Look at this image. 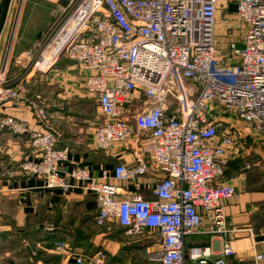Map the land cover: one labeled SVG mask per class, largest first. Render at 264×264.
I'll return each instance as SVG.
<instances>
[{
	"label": "built area",
	"instance_id": "2783aa9c",
	"mask_svg": "<svg viewBox=\"0 0 264 264\" xmlns=\"http://www.w3.org/2000/svg\"><path fill=\"white\" fill-rule=\"evenodd\" d=\"M231 3L243 32L230 44L238 62L227 65L217 54L215 27L219 9ZM53 16L50 35L29 49L22 78L10 82L7 60L0 68V131L27 137L31 149L19 161L0 154L3 175L37 177L64 194L93 193L98 222L152 240L158 246L148 254L153 262L228 264L229 242L215 258L209 248H194L190 261L185 243L205 215L212 232L226 231V202L236 189L221 177L240 133L223 114L264 131V0H70ZM58 43L55 61L64 54L81 66L84 88L100 108L95 146H135L131 162L96 176L71 162L68 147H59L63 134L50 125V102L31 87L34 74L54 64L38 66ZM9 106L28 108L41 129L6 113ZM150 173L157 178L153 198L125 186ZM56 249L75 264H107L104 250L77 254L62 240ZM263 259L258 253L256 264Z\"/></svg>",
	"mask_w": 264,
	"mask_h": 264
},
{
	"label": "crops",
	"instance_id": "0c3cea01",
	"mask_svg": "<svg viewBox=\"0 0 264 264\" xmlns=\"http://www.w3.org/2000/svg\"><path fill=\"white\" fill-rule=\"evenodd\" d=\"M14 1L0 36V68L7 60L11 83L27 73L29 49H37L52 32L56 23L54 8L70 0H24L13 19ZM232 6L233 3L223 6L219 11L230 10L235 14V5ZM217 54L227 65L238 62L237 57L219 46ZM45 68L47 66L42 69H48ZM85 81L86 73L81 66L63 54L48 71L34 74L31 87L46 95L50 102V125L63 134L59 147L70 149L72 163L88 166L94 175L100 176L104 169L112 171L117 162H131L137 152L135 146L120 145L111 150L95 146L93 129L103 122V117L96 98L86 92ZM5 112L29 121L33 129H41L26 107L9 106ZM223 118L240 133L237 150L229 156L221 177L236 189L226 202V231L212 232L211 221L200 210L205 219L198 232L186 237V259L191 260L194 248H209L213 252L210 258H215L223 244L229 242L228 264H256V255L264 253L261 242L264 234V135L240 119ZM244 127H250L252 134H246ZM0 150V154L14 161L31 151L27 137L3 131H0ZM111 180L125 185L114 178ZM156 180L150 173L125 186L153 198ZM97 215L96 197L91 192L75 190L64 194L61 189L47 187L37 177L8 179L0 169V264H75L73 257L56 249L58 240L66 241L77 254L104 250L107 264L153 263L148 257L156 246L152 240L127 235L126 229L119 225L100 224ZM139 249L146 251L147 257L142 259L132 252ZM260 264H264V259Z\"/></svg>",
	"mask_w": 264,
	"mask_h": 264
},
{
	"label": "rangeland",
	"instance_id": "374dc122",
	"mask_svg": "<svg viewBox=\"0 0 264 264\" xmlns=\"http://www.w3.org/2000/svg\"><path fill=\"white\" fill-rule=\"evenodd\" d=\"M23 3H24V0H23V2H22V0H15L14 1L15 8H14V13H13L14 14L13 19L15 18V15L18 11L19 6L23 5ZM232 7H234V4ZM242 32H243V25L237 19L235 14L232 13V11H230V10H228V11L225 10L223 12L218 11L217 19H216V27H215L216 45L217 46L223 48V50H225V51L227 50V51L231 52L230 43L232 41L238 40L239 37L241 36ZM44 66H45V62H42L39 67L44 68ZM174 100L175 99L171 98L169 101H171V103H172V101H174ZM223 120L225 121V118H223ZM223 124H225V122H223ZM244 130H245L244 132L246 134H252L251 133L252 129L250 127H244ZM260 132H262V134L264 135V131L260 130ZM115 226H117V224H112V227H115ZM98 232H100V230ZM157 248H158V246L156 245L154 249H157ZM126 250H128V249H126ZM132 252H134L136 254V256L142 257V259L147 257L146 251H143L141 249H139V251H132ZM156 263H158V262H156Z\"/></svg>",
	"mask_w": 264,
	"mask_h": 264
},
{
	"label": "water",
	"instance_id": "95a60500",
	"mask_svg": "<svg viewBox=\"0 0 264 264\" xmlns=\"http://www.w3.org/2000/svg\"><path fill=\"white\" fill-rule=\"evenodd\" d=\"M13 0H0V36L3 33L5 28L10 9L12 6ZM223 116H230L228 113H224Z\"/></svg>",
	"mask_w": 264,
	"mask_h": 264
},
{
	"label": "bare ground",
	"instance_id": "6f19581e",
	"mask_svg": "<svg viewBox=\"0 0 264 264\" xmlns=\"http://www.w3.org/2000/svg\"><path fill=\"white\" fill-rule=\"evenodd\" d=\"M63 45V43H58L57 45H54L52 48H48L42 58L40 59L38 65L40 66L42 62H45V67L47 66V68L54 62V60L57 58L60 50H61V46ZM45 68V69H47ZM42 69V68H41Z\"/></svg>",
	"mask_w": 264,
	"mask_h": 264
},
{
	"label": "trees",
	"instance_id": "16d2710c",
	"mask_svg": "<svg viewBox=\"0 0 264 264\" xmlns=\"http://www.w3.org/2000/svg\"><path fill=\"white\" fill-rule=\"evenodd\" d=\"M96 252H97V251H96ZM152 264H160V263L153 262Z\"/></svg>",
	"mask_w": 264,
	"mask_h": 264
}]
</instances>
